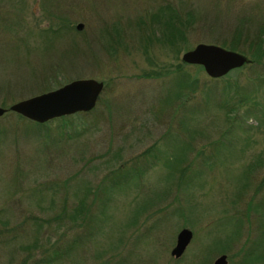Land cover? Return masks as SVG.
<instances>
[{
	"label": "rangeland",
	"instance_id": "obj_1",
	"mask_svg": "<svg viewBox=\"0 0 264 264\" xmlns=\"http://www.w3.org/2000/svg\"><path fill=\"white\" fill-rule=\"evenodd\" d=\"M199 43L247 62L209 78L180 60ZM79 79L103 84L89 112L7 111ZM0 108V264H264V0H0Z\"/></svg>",
	"mask_w": 264,
	"mask_h": 264
},
{
	"label": "water",
	"instance_id": "obj_2",
	"mask_svg": "<svg viewBox=\"0 0 264 264\" xmlns=\"http://www.w3.org/2000/svg\"><path fill=\"white\" fill-rule=\"evenodd\" d=\"M81 27V24H77L75 28L80 30ZM180 60L186 65L199 66L207 77L213 79L223 77L247 62L244 56L236 52L200 43L184 52ZM102 87V82L93 79L73 80L55 90L16 102L7 111L38 124L62 116L86 113L94 108ZM5 112V109L0 108V117ZM190 239L191 232L181 229L176 235L170 255L175 259L179 258ZM212 264H226V257L220 255Z\"/></svg>",
	"mask_w": 264,
	"mask_h": 264
},
{
	"label": "trees",
	"instance_id": "obj_3",
	"mask_svg": "<svg viewBox=\"0 0 264 264\" xmlns=\"http://www.w3.org/2000/svg\"><path fill=\"white\" fill-rule=\"evenodd\" d=\"M151 18L152 19H151L150 24H151L152 28L161 26L158 37L154 36V31L151 32L152 39L157 41L160 44H166L169 47L176 49L178 47L179 42H181L183 40V31L185 29V24H186L187 20H185L184 18H181L177 14V12H175L170 7H165L164 11L162 8L158 14L152 15ZM242 33H243V27L241 24H239L238 27H236V29L234 31V35H235L234 38L235 37L241 38ZM243 34H244L245 41H247L246 38H249L254 34L257 35L258 33L255 32L251 35V34H248V32H244ZM249 35H251V36H249ZM149 37H150V35L148 36V39H149ZM255 37L258 38L257 36H255ZM231 47L234 48L233 39L231 42ZM254 55H259V57H261V55H262V52L261 53L259 52L258 45L256 43H255ZM179 67H181V65H179ZM179 67L176 69V71L172 72V73H175L176 75H178V77H179V79L176 80V82L174 84V86L179 88L175 94L176 97H179L180 92H186L187 89H189L188 88L189 86H191V89H194L196 87V83H195L196 80L195 79L190 80L188 74L181 72ZM165 73H166V70L164 72V76H165ZM223 103L225 104L226 102H223ZM225 107H226V105H220L217 108L221 111ZM18 117L20 118V116H18ZM64 118H59L57 120H61Z\"/></svg>",
	"mask_w": 264,
	"mask_h": 264
}]
</instances>
